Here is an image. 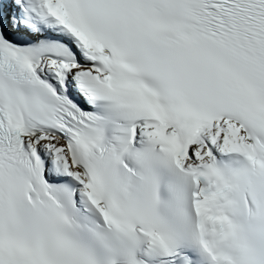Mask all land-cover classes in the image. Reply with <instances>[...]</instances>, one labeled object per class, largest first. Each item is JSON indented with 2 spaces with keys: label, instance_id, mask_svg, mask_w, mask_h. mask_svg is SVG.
Wrapping results in <instances>:
<instances>
[{
  "label": "snow or ice",
  "instance_id": "6c2138e0",
  "mask_svg": "<svg viewBox=\"0 0 264 264\" xmlns=\"http://www.w3.org/2000/svg\"><path fill=\"white\" fill-rule=\"evenodd\" d=\"M0 264H264V0H0Z\"/></svg>",
  "mask_w": 264,
  "mask_h": 264
}]
</instances>
